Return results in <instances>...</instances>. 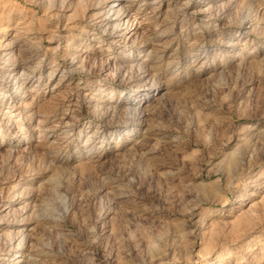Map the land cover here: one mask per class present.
Segmentation results:
<instances>
[{
  "label": "rangeland",
  "instance_id": "rangeland-1",
  "mask_svg": "<svg viewBox=\"0 0 264 264\" xmlns=\"http://www.w3.org/2000/svg\"><path fill=\"white\" fill-rule=\"evenodd\" d=\"M0 264H264V0H0Z\"/></svg>",
  "mask_w": 264,
  "mask_h": 264
},
{
  "label": "bare ground",
  "instance_id": "bare-ground-1",
  "mask_svg": "<svg viewBox=\"0 0 264 264\" xmlns=\"http://www.w3.org/2000/svg\"><path fill=\"white\" fill-rule=\"evenodd\" d=\"M106 10L104 11V13L103 14H109V13H112V14H118V15H123V14H125V12L127 11V9H126V5L125 4H123V2H120V3H117V1H115V3L113 2L108 8H105ZM103 11V10H102ZM101 13V12H100ZM101 16H103V15H101V14H96V17H101ZM106 19V17L103 19V20H105ZM108 19V18H107ZM123 19H125V18H123ZM111 20H108L107 21V23H111L110 22ZM126 22V20L125 21H123V23H125ZM111 25H117V23L116 24H111ZM120 25V24H119ZM131 29V28H130ZM25 83V80H24V78H21L20 80H19V86H22L23 84ZM25 235H24V233H22V237H24Z\"/></svg>",
  "mask_w": 264,
  "mask_h": 264
}]
</instances>
